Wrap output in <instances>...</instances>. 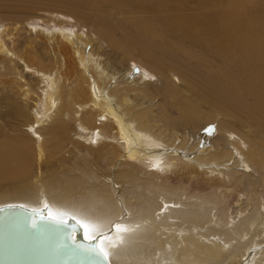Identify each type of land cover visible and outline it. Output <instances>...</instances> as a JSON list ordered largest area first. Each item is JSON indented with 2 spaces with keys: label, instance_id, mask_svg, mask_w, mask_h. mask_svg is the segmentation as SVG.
<instances>
[{
  "label": "bare ground",
  "instance_id": "obj_1",
  "mask_svg": "<svg viewBox=\"0 0 264 264\" xmlns=\"http://www.w3.org/2000/svg\"><path fill=\"white\" fill-rule=\"evenodd\" d=\"M66 2L94 7L75 15L81 32L63 28L64 17L50 31L25 29L17 18L0 26V87L22 100L19 107L3 95L23 118L0 123V206L67 220L73 239L95 244L110 264H264V0H201L193 8L184 0ZM106 6L161 35L164 46L172 42L165 35L175 38L197 79L167 72L194 98L169 76L148 88L164 62L142 48L154 66L141 57L136 67L138 47L105 25ZM107 47L122 56L105 54ZM158 93L171 108L151 105ZM189 124L199 125L189 132Z\"/></svg>",
  "mask_w": 264,
  "mask_h": 264
},
{
  "label": "rangeland",
  "instance_id": "obj_2",
  "mask_svg": "<svg viewBox=\"0 0 264 264\" xmlns=\"http://www.w3.org/2000/svg\"><path fill=\"white\" fill-rule=\"evenodd\" d=\"M162 1L166 2V5H165L166 7H167V5H169L168 2L170 0H162ZM185 1L186 0H184L185 8L189 7V6H191V8H193V5L196 4L197 2L201 3V0H200V2H199V0H188V1H186V3H185ZM186 5H188V6H186ZM197 5L198 4H196V6ZM98 6H99V4H98ZM169 7H171V6H169ZM103 8H107V11H106V9L105 10L103 9V12H104L103 13V17H104L103 19H105V17L107 18L109 15H111V16H109V19L107 18L108 20L107 19L104 20V23H105V21H107L105 25L107 26V23H108V25L112 29L115 30V34L117 37H120V35H123V32H127L126 34L129 36V38H131L130 41H132L134 46L138 47L134 50L135 56L133 55V57L135 59V63H136L134 65H136V67L140 66L139 63L136 62V60L141 61V59L143 58V56H142L143 54H141L142 48L143 49L146 48L148 51L152 52L151 54L155 58L159 59V61H161L162 63L164 62L166 64L165 65L163 63V65L160 68H157L156 66L153 68L154 65L151 64V62H149V60H147V59L144 60V58H143V62H146L147 64H149V66H151V68H153L154 70L155 69L158 70V71L155 70L156 72H158V75L152 76L154 79V82H153V84H150L148 86V88L150 87V89H152V90L156 89L154 87H157V89L162 88V86L165 83L166 76L167 77L169 76L170 80L174 82V85L177 86L178 89L182 90L183 96L185 98H194L193 93L191 92L190 88L185 87L183 82L180 80L177 81L175 77L172 78V76L170 75V71L167 72V69L169 70L170 68L173 69V71L174 70L175 71L183 70L188 75L192 76V80L196 81V79H197V70L194 67V65L192 64L193 61L188 60L184 54L180 53V51L176 48L177 46L174 43L175 38H174V40H172L173 39L172 35H170V34H169V36L165 35L164 39L167 38L166 42H168V43L170 41H172V42H170V44H168V46H164L163 42H162L163 38H160L161 40L159 39V37H161V35L156 36L158 34H154L155 36L153 37V35L151 36V34L143 33L140 30L134 28L129 22H126L127 20L125 21L123 19V15H120V13L117 10H115L109 6H106ZM185 8H184V12H186ZM194 8H196V7L194 6ZM88 9H92V10H88ZM93 9H94V7H92V8L74 7V6H72V4L66 2V0H0V26L3 25L5 22L6 23L8 21L10 22V20L13 18H17L19 23H21L22 26L24 25L23 27H25V29H28L31 26L37 25V26H41V27L45 28L46 30L50 31L54 27L58 28L59 24L57 23L56 20L58 18L62 19V17H64L62 19V20H64L63 28L69 29V30L77 29L79 32H81L82 23L79 21L81 19H78L77 16L80 15L79 14L80 12H81V14L84 13L83 15H86L85 13H87V12L92 13ZM166 11L169 12V10H166ZM50 12L54 17L53 16L49 17L48 14ZM140 12L142 13V15L144 17H148V16L151 17L149 12L148 13L146 11H140ZM156 12H158V14H159V11H156ZM105 13H106V15H105ZM109 13H111V14H109ZM147 14H149V15L146 16ZM75 15H77V16H75ZM82 17L83 16H81V18ZM42 18H44L45 20ZM152 18L153 17L149 18V20H151V22H154V19L152 21ZM65 19H67V21ZM93 23H94V21H92V20L86 21L85 26H89V25L93 26ZM156 27H158V25ZM137 30H138V32H137ZM143 36L145 38H143ZM146 37H147V39H146ZM150 37H151V40L150 39L148 40V38H150ZM170 37H172V38H170ZM168 39H170V40H168ZM147 40L149 42H147ZM38 41L40 44L42 43L40 40H38ZM160 42L162 43V48L160 47L161 44L159 45ZM148 43H150V44H148ZM140 44H142L144 47H142V45L140 46ZM171 44L174 45L173 48H171L172 47ZM184 47H188V43H185ZM174 48L177 50H175ZM39 49L42 50V46H39ZM105 49H106L105 54L108 53L110 56L112 55L111 57H116L118 55L117 57L119 58L122 56V53L119 50L116 51V50L111 49L110 47H107ZM146 49H144V50H146ZM139 50H141V52H138ZM136 58H138V59H136ZM125 61L126 60H124L123 62H125ZM123 64H126V62ZM17 65L19 66V70H21V67H22L21 64L18 63ZM185 67L188 69H186ZM177 72L180 73L181 71H177ZM22 77L26 83H29L31 85V87L33 86L32 88L34 90L36 89V87H37L36 80L32 75H29V74H27V72L24 71L22 73ZM31 79L33 81H31ZM3 95L9 97V99L10 98L14 99V101L17 103V106H19V107L22 106V102H21L22 100L20 98L18 99V97L15 94H12L9 89H6V90L3 89L2 90L0 87V123L6 125V128H10V126H17L18 124L23 123V118H19L18 116H14L15 111H16V107H14V104H11V102H8L6 98L4 99ZM159 104L168 105L171 108V106L169 105L168 99L165 97L164 94H161V93H158V95H156L155 99H153V102L151 103V105H153L154 107H156ZM28 105H29V108H34L35 102L31 101V102H29ZM200 107L202 108V110L204 112H205V110H209V109H207V105L201 104ZM170 113L175 119L177 118L176 120H178L179 114L177 113V111L174 108H172L170 110ZM212 115L214 116L215 119H218V120L223 119L220 114H217L215 112L214 108H213ZM238 119H239V117H238ZM226 120L229 122V124L234 125L236 128H238V130L240 129L239 130L240 132L246 131V127L244 128V127L240 126L239 125L240 121L238 120L236 122L234 117L226 118ZM204 122H205V120H201L200 126L203 128V130L205 132L207 130L206 133H210V132H208L209 130L206 128L207 126H205ZM179 125L182 126L181 124H179ZM198 125H192L191 126L189 124L188 125L189 128L187 126L185 129H186V131H189L190 128L192 127V129L189 131V132H191V131H193V129L196 130ZM182 128L183 127H181L180 130H183ZM204 131H203V133H205ZM255 138L258 139L259 136H255ZM33 154L34 153H32V156H33ZM42 166H43V163H42ZM170 179L174 180L173 176ZM191 186L193 187L194 185H191ZM230 199H231V197H229L227 200H230ZM230 210L231 209H229L228 212H230Z\"/></svg>",
  "mask_w": 264,
  "mask_h": 264
},
{
  "label": "water",
  "instance_id": "obj_3",
  "mask_svg": "<svg viewBox=\"0 0 264 264\" xmlns=\"http://www.w3.org/2000/svg\"><path fill=\"white\" fill-rule=\"evenodd\" d=\"M74 227L20 205L0 206V264H110L95 244L73 239Z\"/></svg>",
  "mask_w": 264,
  "mask_h": 264
},
{
  "label": "snow or ice",
  "instance_id": "obj_4",
  "mask_svg": "<svg viewBox=\"0 0 264 264\" xmlns=\"http://www.w3.org/2000/svg\"><path fill=\"white\" fill-rule=\"evenodd\" d=\"M33 211H36V210H33ZM117 227H119V226H117ZM86 238L87 239H94L95 237H88V236H86ZM101 251H103V250L101 249Z\"/></svg>",
  "mask_w": 264,
  "mask_h": 264
}]
</instances>
